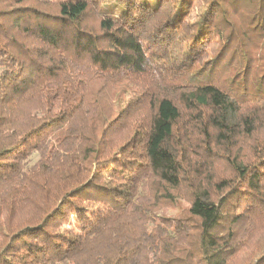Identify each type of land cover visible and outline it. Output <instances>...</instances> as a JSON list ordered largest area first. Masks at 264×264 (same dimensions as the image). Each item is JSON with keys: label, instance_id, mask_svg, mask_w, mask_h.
Here are the masks:
<instances>
[{"label": "trees", "instance_id": "16d2710c", "mask_svg": "<svg viewBox=\"0 0 264 264\" xmlns=\"http://www.w3.org/2000/svg\"><path fill=\"white\" fill-rule=\"evenodd\" d=\"M196 2L0 0V264H227L240 249L247 208L264 211V143L248 142L264 129V0H205L192 22ZM197 22L185 70L154 63L148 40ZM213 32L217 59L191 70ZM145 86L137 114L122 107ZM180 193L178 216L157 212Z\"/></svg>", "mask_w": 264, "mask_h": 264}, {"label": "rangeland", "instance_id": "374dc122", "mask_svg": "<svg viewBox=\"0 0 264 264\" xmlns=\"http://www.w3.org/2000/svg\"><path fill=\"white\" fill-rule=\"evenodd\" d=\"M42 1V0H41ZM60 0H45V2H57ZM252 2H250L249 4H251ZM106 6L104 7V12L108 15V16H112V17H117L118 15H120V13L122 14L123 11L125 10V8L122 5H118V4H114L112 1L110 2H106ZM205 4V0H197L195 7L193 8V13L191 16V21L195 22L196 19L194 20L193 18V14L194 12L199 9L201 6H203ZM248 4V5H249ZM104 5V4H103ZM240 9H241V13H237L236 15L239 16V22H244L245 23V19H247V14L249 13V9L250 7L247 5H239ZM103 8V7H102ZM99 12H101V8L99 10ZM194 20V21H193ZM243 23V24H244ZM92 28V26H94V22L89 23ZM199 22H197L195 25H191L192 28L185 30L183 32V35L180 36L181 33H176V35L179 37L177 38V36L173 39L174 42L169 43L168 37H166L165 35H160L159 37H154L156 40H148L149 46L148 47L146 45V50L148 53L153 52L152 53V57H154V63L155 61H157V63H163L165 68L168 71H172L173 73L175 72L174 69L177 70H185V67L187 65L183 64L181 61L183 59L182 53L185 51V45L186 43L189 41L190 42V38L192 33L194 32V30L197 29ZM190 26V27H191ZM189 27V28H190ZM246 27V26H245ZM244 27V28H245ZM148 32V31H145ZM218 34V33H217ZM226 38L227 41H229L228 39H230L231 36H229V33L227 34V32L223 33ZM151 37L153 36V34L150 32ZM211 36L214 37L210 45V48L208 49V52L203 53L202 56L200 58H198V61H195V66L194 67H190L191 70H194L196 67H199L201 65H207L210 64L217 59V50L219 49V47L222 44V41H220V39L222 38V35L220 37V35L218 36V38L216 39V36L214 35V32L211 33ZM239 38H241L239 36ZM225 40V39H224ZM226 41V40H225ZM223 41V43L225 42ZM231 41V40H230ZM258 39H253L250 42H245L244 45H240L239 43H234V45L232 46L233 49L237 50L238 48H247L250 45H253L254 43H257ZM219 45V46H218ZM255 49H259L258 46H256V44L254 45ZM151 48V49H150ZM222 48V46H221ZM186 49V48H185ZM202 50V49H201ZM161 51H163V54L160 53ZM198 49H193V54L192 56H194V53L197 52ZM211 64V65H212ZM230 65H232L229 62V57L222 63L221 66V71H219L218 73H220L221 77H224L226 75V73H229V67ZM172 75H167V77H171ZM146 86L145 88H139V89H135L133 91H130L128 93H124V99L122 101V107H126L128 111H135L137 109H135V104L137 102H135L136 100V96L140 97V91H144L146 90ZM94 89V91H96L97 89ZM103 95L106 97H110L112 98L115 95H109L106 91H104V89L102 90ZM114 101V100H113ZM116 104H120V102H118V97L116 99ZM129 107V108H128ZM132 108V109H131ZM138 112H136L137 114ZM239 142V141H238ZM249 143H253V142H257L259 144L264 143V129H259L258 133L255 136V140H249ZM248 145L240 142V145L236 146L235 149H239L238 154H242V160L244 161H249L253 159V156L250 155L248 153ZM241 156V155H240ZM214 173L213 176H215L216 178H219L220 176H226L231 177V174L228 173L227 169L224 167V165L222 163H216L214 169H213ZM230 172V171H229ZM175 199H167L165 201H162L160 203V207L157 208V212L159 214L168 216V217H175L178 216L179 213H181L185 208H187L188 204L186 201V198L180 193L178 195H175L174 197ZM246 207V205L244 206ZM248 207V206H247ZM250 208H247V213H245L244 215L249 216V223H247L248 226L245 225L246 230L244 232H242V234L240 235L239 239L240 241H243V243L240 244V249L237 251V253L231 258V260L228 261L227 264H250L253 259L255 258V256L260 253L261 251L264 250V211H257L255 210V212H250ZM69 233L71 234H75L76 233V227H75V221L72 219L70 224H68L65 227Z\"/></svg>", "mask_w": 264, "mask_h": 264}]
</instances>
